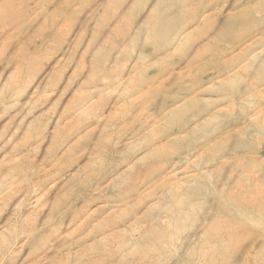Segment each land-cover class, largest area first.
I'll use <instances>...</instances> for the list:
<instances>
[{
  "label": "rangeland",
  "instance_id": "374dc122",
  "mask_svg": "<svg viewBox=\"0 0 264 264\" xmlns=\"http://www.w3.org/2000/svg\"><path fill=\"white\" fill-rule=\"evenodd\" d=\"M254 1L0 0V264H264V85L239 107L210 70L185 85L249 64L215 26Z\"/></svg>",
  "mask_w": 264,
  "mask_h": 264
},
{
  "label": "bare ground",
  "instance_id": "6f19581e",
  "mask_svg": "<svg viewBox=\"0 0 264 264\" xmlns=\"http://www.w3.org/2000/svg\"><path fill=\"white\" fill-rule=\"evenodd\" d=\"M211 2V1H210ZM209 2V3H210ZM216 2H218V1H216ZM224 1H222V3H223ZM255 2V5H250V6H247L246 8H244V9H242V10H237V11H235V12H233V10H231V12L232 13H228V14H222L223 15V17L221 18V22H220V24H219V26H215L216 28H217V30H219V29H221V30H228V28H235V30H236V28H238V31H237V35L236 36H230V37H228V39L226 40V42H229V44H230V46L229 45H227V47L229 46V47H231L232 46V48H227V50H226V55L227 54H229L230 52H231V50L235 47V45L234 44H236L237 45V48H239V50L240 51H238L237 53H235V55H234V58L236 59V60H239L240 58H243V57H245L246 58V56L247 55H250V57L248 58L249 60H250V62L252 63V60H253V63H252V67H253V70H254V74L252 73L253 71H251V70H249V66L251 65V63L250 64H243V65H241L240 67H238V68H232V67H225V66H219L218 65V61H219V57L218 58H216L215 60H214V58L211 60V62H213L214 63V65L212 66V68H215L216 67V64L218 65V70H217V74H218V76L221 74V77H222V79L220 80V78H219V80H218V87L220 88V89H226V88H228V89H230V87H231V89H232V92L230 93V97L228 98V101H230L231 103V105L233 106V105H235V104H238V107L240 106V105H243L242 104V102H238V98H239V96H240V93H244V90H246V89H248V88H252V82H249V81H245V82H242V78H243V76L246 74V72L247 73H249V75H251L252 77H254V79H258L257 80V82H255V83H257V86H261V85H264V50H259V52H257V53H255V54H251V51L254 49V48H256V47H262V46H264V0H255L254 1ZM199 3V2H198ZM205 3V2H204ZM219 3V2H218ZM230 3V2H229ZM233 3V2H232ZM234 3H235V1H234ZM214 4H215V2H214ZM217 4V3H216ZM225 4V3H224ZM205 5V4H204ZM207 5H208V3H207ZM221 5V4H220ZM231 5V4H230ZM237 5V4H236ZM200 6H202V5H200ZM222 6V5H221ZM232 6V5H231ZM234 6V5H233ZM90 7V6H89ZM235 7V6H234ZM204 8H206L205 6H204ZM215 8V7H214ZM222 8V7H221ZM230 8V7H229ZM242 8H243V6H242ZM207 9V8H206ZM206 9H204V10H206ZM219 8H217V10H218ZM234 9V8H233ZM240 9V8H239ZM194 10H195V8H194ZM225 10H227V9H225ZM122 11V10H121ZM87 12V11H86ZM222 12V11H221ZM225 13V12H224ZM227 13V12H226ZM212 16H216V20H219V10H218V12H214V11H211V12H209L207 15H205L204 17H203V21H204V23H205V21L207 22V21H209V23H211V25H213V21H212ZM202 21V22H203ZM207 24V23H206ZM255 34H257V38H255ZM208 39V38H207ZM214 38H212V40H213ZM208 42V41H207ZM209 43V42H208ZM211 43V42H210ZM234 45V46H233ZM226 49V48H225ZM257 50V49H256ZM231 54V53H230ZM214 57L215 56H219V54L217 53V52H215V55L214 54H212ZM147 56V55H146ZM144 61H146L145 59H143V60H141V63H142V65L145 63ZM211 62L210 61H208V64H211ZM148 65H146V66H144V68H142L141 67V70H140V72L141 73H144V72H146V67H147ZM128 69V68H127ZM201 70V69H200ZM202 71H203V68H202ZM165 72L166 71H158L157 72V76L159 77V76H163L164 74H165ZM136 75V74H135ZM117 79V78H116ZM148 80H151V78H147ZM118 81V80H117ZM119 82V81H118ZM147 82V81H146ZM164 82H165V80H163L162 81V84L163 85H160V86H163L164 87ZM147 83H149V82H147ZM243 84V86H241ZM142 89H144V88H142ZM264 89V88H263ZM87 90V89H86ZM210 90V89H209ZM136 92V89H133L132 91H131V94H134L135 92ZM202 91H203V89H202ZM205 91H207V89H205L204 90V92ZM218 91V90H217ZM260 91H261V89H260ZM148 92H152V90H149ZM147 92V93H148ZM262 92V91H261ZM264 92V91H263ZM132 96V95H131ZM131 96H129V97H131ZM128 99V98H127ZM168 98L166 97V96H163L162 97V99H161V103L163 104V103H166V102H168ZM193 101V103H195V102H197L198 101V99H192ZM237 101V103H235ZM224 102V101H223ZM103 103V102H102ZM131 105V104H130ZM206 105H208V104H206ZM205 105V106H206ZM228 105V104H227ZM103 106V105H102ZM134 106V105H133ZM193 105H191V106H187V107H192ZM144 109H147V106H145V108ZM181 109H183V110H187V109H185V106L184 107H182V108H180V110ZM193 109V108H192ZM195 109V108H194ZM201 109V108H200ZM177 110H179V109H177ZM204 109H201L200 111L199 110H197L195 113H194V117H198L199 116V112H202ZM242 110V109H241ZM220 111V110H219ZM171 112H173V113H176L177 111H175V110H173V111H171ZM224 112V111H223ZM225 112H226V110H225ZM242 113V112H241ZM183 117H185V116H183ZM187 119V118H186ZM185 119V120H186ZM73 120V119H72ZM178 120V119H177ZM180 120V119H179ZM178 120V121H179ZM231 120V119H230ZM236 120V119H235ZM178 121H177V123H178ZM226 121H228V120H226ZM154 122V121H153ZM175 122V119H173V121H170L169 120V124H171L172 125V123H174ZM182 122V121H181ZM189 119L187 120V121H185V123L183 124V126H184V128H188V126H189ZM208 122V121H207ZM127 123V122H126ZM140 124H142V123H140ZM139 124V125H140ZM206 120H205V126H206ZM147 125V124H146ZM203 126V125H202ZM168 127V126H167ZM183 129V128H182ZM205 129V128H204ZM155 130V129H154ZM173 130V129H172ZM165 131V130H164ZM179 132H181V131H179ZM238 132H240V131H238ZM155 133H157L156 131H155ZM149 134H150V131H149ZM148 134V135H149ZM164 135V134H163ZM146 136V135H145ZM150 136V135H149ZM158 137L160 138V136L158 135ZM156 137H153V138H151L152 140H154ZM237 141H236V144H235V146L237 147V148H239V147H244V148H247V147H245L244 145H246V146H248L249 144H245V142L244 141H241V139H242V136L239 134L238 136H237ZM244 139V138H243ZM242 139V140H243ZM247 139V138H246ZM178 140V139H177ZM149 141V140H148ZM170 141H172L171 139H170ZM156 142H158V141H156ZM149 143V142H148ZM147 143V144H148ZM155 143V142H154ZM248 143V142H247ZM151 144H153V143H151ZM111 145V144H110ZM144 145V144H143ZM149 145V144H148ZM155 145H156V143H155ZM165 145V144H164ZM153 146V145H152ZM221 146V145H220ZM255 146V145H254ZM111 147V146H110ZM115 147V146H114ZM250 147V146H249ZM117 148V147H116ZM131 149H132V147H130ZM150 148H151V145H150ZM154 148V147H153ZM153 148H152V150H153ZM156 149V148H155ZM115 150V149H114ZM156 150H158V152H162V148H157ZM129 151V150H128ZM131 151V150H130ZM152 152V151H151ZM150 153V152H149ZM153 153V152H152ZM148 154V153H147ZM163 154H164V151H163ZM155 155V154H154ZM158 155V154H157ZM155 157V156H154ZM163 157V156H162ZM19 159V158H18ZM161 159V158H160ZM120 160V159H119ZM154 160V159H153ZM162 160V159H161ZM115 161V160H114ZM164 161V160H163ZM251 161V160H250ZM155 162V161H154ZM114 163V162H113ZM152 163V162H151ZM164 163V162H163ZM106 164V163H105ZM240 164V163H239ZM248 165H250L249 163H248ZM262 166V165H261ZM162 167V166H161ZM159 168H160V166H159ZM150 169V168H149ZM118 171V170H117ZM207 174V173H206ZM205 174V175H206ZM208 175V174H207ZM102 176V175H101ZM206 177V176H205ZM208 177V176H207ZM107 178V177H106ZM202 178H204V177H202ZM241 178V177H240ZM146 180L147 179H144V182L146 183ZM143 181H141V182H139V185L140 184H142V183H144ZM166 183V182H165ZM196 185H199V184H196ZM220 185V184H219ZM152 186V185H151ZM204 186H205V183H204ZM169 187V186H168ZM190 187V186H189ZM192 187V186H191ZM190 187V188H191ZM211 187V186H210ZM215 187V186H214ZM167 188V187H166ZM195 188V187H194ZM193 188V189H194ZM202 188V187H201ZM235 188V187H234ZM259 188V187H258ZM106 189V188H105ZM164 189V188H163ZM192 189V190H193ZM212 189V188H211ZM211 189H210V192H211ZM165 190V189H164ZM167 190V189H166ZM188 190V189H187ZM205 191V190H204ZM216 191V190H215ZM68 192V191H67ZM102 192V191H101ZM104 192V191H103ZM162 192V191H161ZM185 192V191H184ZM188 192V191H187ZM192 191H190L189 192V194L191 193ZM195 192H196V190H195ZM195 192H193L194 194H195ZM69 193V192H68ZM158 193V192H157ZM170 193V192H169ZM211 193H213V192H211ZM214 193H216V192H214ZM154 194H156V193H154ZM164 194H166V193H164ZM174 194V193H173ZM180 194V193H179ZM179 194H178V198H181L182 199V197L180 196L179 197ZM184 194V193H183ZM183 194H182V196H183ZM217 194V193H216ZM223 194V193H222ZM57 195V194H56ZM190 195H193V194H190ZM170 196H172V195H170ZM186 196H187V194L185 195V196H183V198H185L186 199ZM195 196V195H194ZM198 197H199V195H197ZM196 196V197H197ZM214 196H215V194H214ZM221 196V195H220ZM219 196V197H220ZM157 197V196H156ZM166 197H169V196H166ZM192 197V196H191ZM197 197V198H198ZM219 197H216V199L217 198H219ZM161 198V197H160ZM177 198V199H178ZM193 199H195V197H192ZM200 198V197H199ZM222 198H224V197H222ZM221 198V199H222ZM225 198H226V196H225ZM57 199V198H56ZM163 199V198H162ZM180 199V200H181ZM185 199H184V201H185ZM54 200V199H53ZM176 200V199H175ZM189 200H192L191 198L189 199ZM218 200V199H217ZM220 200V199H219ZM224 200V199H223ZM229 201H230V199H228ZM259 200V199H258ZM158 201H159V199H158ZM172 201H173V199H172ZM221 201V200H220ZM169 202H171V201H169ZM222 202V201H221ZM225 202V201H224ZM258 202V201H257ZM163 203H166V201H164ZM172 203V202H171ZM176 203H177V201H176ZM182 203V202H181ZM187 203V202H186ZM196 203H197V201H196ZM227 203V202H226ZM229 203V202H228ZM236 203V202H235ZM260 203H261V201H260ZM188 204V203H187ZM240 204V203H239ZM245 204V203H244ZM253 204V203H252ZM255 204V203H254ZM172 205V204H171ZM189 205V204H188ZM193 205V204H192ZM198 205V204H197ZM217 205H220V204H217ZM228 205H230V203L228 204ZM256 205V204H255ZM261 205V204H260ZM160 206H161V204H160ZM183 206V205H182ZM181 206V207H182ZM233 206V205H232ZM237 206V205H236ZM241 206L243 207V205L241 204ZM246 206V205H245ZM259 206V205H258ZM159 207V206H158ZM164 207V206H163ZM167 207V206H166ZM170 207V206H169ZM193 207H195V206H193ZM224 207V206H223ZM226 207V206H225ZM253 207V206H252ZM171 208V207H170ZM173 208V207H172ZM238 208V207H237ZM244 208V207H243ZM250 208H251V206H250ZM159 209H160V207L158 208V211H159ZM169 209V208H168ZM167 209V210H168ZM182 209V208H181ZM189 209V208H188ZM196 209V208H195ZM225 209V208H224ZM230 209V208H229ZM245 209H249V208H246L245 207ZM163 210V209H162ZM172 210V209H171ZM174 211H175V209H173ZM187 210V209H186ZM225 210H228V209H225ZM260 210V209H259ZM263 210V209H262ZM68 211H69V209H68ZM157 211V210H156ZM173 211V212H174ZM235 211H236V207H235ZM168 212V211H167ZM188 212H190V211H188ZM232 212H233V210H232ZM241 212V211H240ZM250 212V211H249ZM261 211H258L257 210V213H260ZM264 212V211H263ZM160 213V212H159ZM165 213V212H164ZM185 213V212H184ZM183 213V214H184ZM220 213V212H219ZM218 213V214H219ZM222 213V212H221ZM230 213V212H229ZM244 213V212H243ZM168 214V213H167ZM167 214H165V215H167ZM213 214V213H212ZM217 214V215H218ZM260 214H262V213H260ZM173 215H174V213H173ZM209 215H211V214H209ZM216 215V216H217ZM222 215H225V214H222ZM221 215V216H222ZM241 215V214H240ZM251 215H252V213H251ZM257 215V214H256ZM255 214H254V216H256ZM185 216V215H184ZM190 216V215H189ZM213 216V215H212ZM226 216V215H225ZM231 216V215H230ZM243 216H244V214H243ZM26 217V216H25ZM172 217V216H171ZM227 217V216H226ZM257 217V216H256ZM262 217H264L263 215H262ZM261 217V218H262ZM210 218V217H209ZM227 218H229V217H227ZM230 218H232V217H230ZM236 218H238V217H236ZM246 218V217H245ZM252 218V217H251ZM22 219V218H21ZM179 219V218H178ZM178 219H177V221H178ZM207 219V218H206ZM235 219V218H234ZM239 219V218H238ZM253 219V218H252ZM117 220V219H116ZM183 221H185L184 219H182ZM239 220H241V219H239ZM245 220V219H244ZM243 220V221H244ZM263 220V219H262ZM238 221V220H237ZM258 221V220H257ZM241 222V221H240ZM127 223V222H126ZM34 224V223H33ZM181 224H183L182 222H181ZM226 225H227V223H225ZM231 224V223H230ZM150 225V224H149ZM155 225V224H154ZM247 225V224H246ZM152 226V225H151ZM211 226V225H210ZM215 226H217V225H215ZM241 226V225H240ZM139 227V226H138ZM203 227V226H202ZM212 227V226H211ZM218 227V226H217ZM224 227V226H223ZM232 227V226H231ZM239 227V226H238ZM248 227V226H247ZM213 228V227H212ZM216 228V227H215ZM240 228V227H239ZM242 228V227H241ZM196 229V228H195ZM232 229V228H231ZM234 229V228H233ZM236 229V228H235ZM243 229V228H242ZM241 229V230H242ZM167 230V229H166ZM248 230H249V227H248ZM253 230V229H252ZM251 230V231H252ZM215 231H216V229H215ZM229 231V230H228ZM237 231H239V230H237ZM244 231V230H243ZM242 231V232H243ZM254 231V230H253ZM46 232V231H45ZM114 232V231H113ZM112 232V233H113ZM193 232V231H192ZM221 232H223V231H221ZM233 232V231H232ZM255 232V231H254ZM34 233V232H33ZM115 233H117L116 231H115ZM167 233V232H166ZM143 234V233H142ZM194 234H195V231H194ZM35 235V234H34ZM193 235V234H192ZM196 235H199V234H196ZM211 235V234H210ZM116 236V235H115ZM171 236V235H170ZM187 236V235H186ZM33 236H31L30 238H32ZM140 237V236H139ZM198 237V236H197ZM213 237V236H212ZM211 237V238H212ZM222 237H223V235H222ZM141 238H142V236H141ZM174 238V237H173ZM206 238V237H205ZM214 238V237H213ZM244 238V237H243ZM34 239V238H33ZM139 239V238H138ZM185 239V238H184ZM189 239V238H188ZM191 239H194V238H191ZM30 240V239H29ZM221 240V239H220ZM242 240V239H241ZM250 240V239H249ZM144 241V240H143ZM142 241V242H143ZM195 241H196V239H195ZM218 241V240H217ZM233 241V240H232ZM33 242V241H32ZM147 242V241H146ZM202 242V241H201ZM99 243V242H98ZM138 243V242H137ZM147 243H149V242H147ZM146 243V244H147ZM196 243V242H195ZM227 243V242H226ZM31 244V243H30ZM106 245H107V242L105 243ZM197 244V243H196ZM199 244H201V243H199ZM211 244V243H210ZM233 244H235V243H233ZM261 244H263V243H261ZM260 244V245H261ZM28 245H29V243H28ZM181 245V244H180ZM179 245V246H180ZM182 245H184L183 243H182ZM193 245H195V244H193ZM258 245V244H257ZM30 246V245H29ZM149 246H150V244H149ZM172 246V245H171ZM174 246V245H173ZM176 246V245H175ZM188 246V245H187ZM196 246H198V245H196ZM196 246H194V248L196 247ZM203 246H204V244H203ZM208 246V245H207ZM156 247V246H155ZM211 247V246H210ZM264 247V246H263ZM174 248V247H173ZM199 248V247H198ZM205 248V247H204ZM212 248V247H211ZM123 249V248H122ZM181 249V248H180ZM123 250H125V249H123ZM159 250V249H158ZM193 250V249H192ZM122 251V250H121ZM186 251H187V248H186ZM194 251H195V249H194ZM211 251V250H210ZM215 251V250H214ZM163 252H165V248H164V251ZM178 252V251H177ZM189 252V254H190V251H188ZM199 252V251H198ZM209 252V251H208ZM87 253V252H86ZM90 253V252H89ZM201 253V252H200ZM216 253H218V252H216ZM248 253H249V251H248ZM251 253V252H250ZM249 253V254H250ZM255 253V252H254ZM163 254V253H162ZM166 254V253H165ZM171 254V253H170ZM175 254V253H174ZM186 254V253H185ZM192 254V253H191ZM191 254H190V256H191ZM203 254V253H202ZM161 255V254H160ZM169 255V254H168ZM171 255H173V254H171ZM176 255V254H175ZM207 255V254H206ZM221 255V254H220ZM239 255V254H238ZM244 255V254H243ZM184 256V255H183ZM198 256H200V255H198ZM213 256H215V255H213ZM222 256H223V254H222ZM69 257L70 258H75V259H77V261H76V263L75 264H92V261H89L90 260V258H88L83 252H81V251H79V252H77V253H75V254H71V255H69ZM152 257V256H151ZM178 257V256H177ZM180 257V256H179ZM171 258V257H170ZM169 258V259H170ZM185 258V257H184ZM200 257H198V259H199ZM208 258V257H207ZM243 258V257H242ZM66 259V261H68L67 260V258H65ZM99 259V258H98ZM97 259V260H98ZM124 259V258H123ZM178 259V258H177ZM181 259V258H180ZM195 259V258H194ZM246 259H248L247 257H246ZM183 260V259H182ZM189 260V259H188ZM196 260V259H195ZM236 260V259H235ZM250 260V259H249ZM65 261V260H64ZM64 261H60L59 262V264H66V261L64 262ZM153 261V260H152ZM198 261V260H197ZM243 261H244V259H243ZM254 261V260H253ZM108 262V261H107ZM177 262H179V260L177 261ZM185 262H186V260H185ZM192 262V261H191ZM237 262V261H236ZM247 262V261H246ZM48 263H50V264H56V262H54V261H51V262H48ZM124 263V262H123ZM166 263V262H165ZM183 263V262H182ZM188 263V262H187ZM193 263V262H192ZM208 263V262H207ZM219 263H221V262H219ZM239 263H241V262H239ZM252 263V262H251ZM95 264V263H94ZM141 264V263H140ZM167 264V263H166ZM181 264V263H180ZM189 264V263H188ZM204 264V263H203ZM222 264H228V260H223L222 261ZM245 264V263H244Z\"/></svg>",
  "mask_w": 264,
  "mask_h": 264
},
{
  "label": "crops",
  "instance_id": "0c3cea01",
  "mask_svg": "<svg viewBox=\"0 0 264 264\" xmlns=\"http://www.w3.org/2000/svg\"><path fill=\"white\" fill-rule=\"evenodd\" d=\"M214 45V44H213ZM218 45L216 44V47H217ZM201 56V55H200ZM196 58H197V56H196ZM208 61H211V55H210V58L209 59H207L206 61H203V62H201L199 65H197V66H202V67H204L207 63H208ZM250 64V63H249ZM144 66L145 65H142L141 64V67L142 68H144ZM197 66L195 67V72L193 73V74H198L197 73ZM151 68V66H147L146 67V72L149 70ZM249 68V70H250V66L248 67ZM208 70H210V72L209 73H212V77H214L215 75H216V77L215 78H220V80L222 79V77L221 76H218V74H217V70H218V65L216 64V67L215 68H212V66H209V65H207L206 66V68L204 69V71H202V69L200 70V74H198V76H195V75H193L192 73H191V75L190 76H186L185 78H187L188 79V81H189V83L188 84H185V85H190L191 83H193L194 81H197V80H201V78H203V75L208 71ZM146 72H144L145 74H146ZM143 73V74H144ZM187 74H190V73H187ZM214 74V75H213ZM180 75V73H178V76ZM202 84V83H201ZM218 84V83H217ZM200 86H198L197 88H199ZM199 92L200 93V91L201 90H195V92ZM194 92V93H195ZM231 92H232V89H231ZM191 93V92H190ZM192 93H193V91H192ZM194 95V94H193Z\"/></svg>",
  "mask_w": 264,
  "mask_h": 264
}]
</instances>
